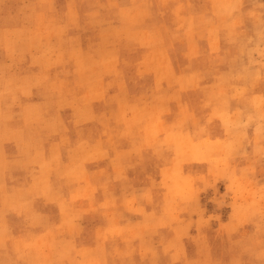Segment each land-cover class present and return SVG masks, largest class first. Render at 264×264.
<instances>
[{
	"label": "rangeland",
	"instance_id": "374dc122",
	"mask_svg": "<svg viewBox=\"0 0 264 264\" xmlns=\"http://www.w3.org/2000/svg\"><path fill=\"white\" fill-rule=\"evenodd\" d=\"M263 13L0 0V259L264 264Z\"/></svg>",
	"mask_w": 264,
	"mask_h": 264
},
{
	"label": "clouds",
	"instance_id": "9594fccd",
	"mask_svg": "<svg viewBox=\"0 0 264 264\" xmlns=\"http://www.w3.org/2000/svg\"><path fill=\"white\" fill-rule=\"evenodd\" d=\"M5 93L0 92V141L8 139L10 136H15L17 138L23 135L22 131H14L7 126L8 117L5 113V109L3 106V99ZM11 107V106H9ZM6 167V163L3 160L2 156H0V203H6L7 197L4 193V184H3V170ZM0 220H2V214H0ZM0 235H3V229L0 228ZM0 264H15L14 261H5L0 259ZM31 264V262H30Z\"/></svg>",
	"mask_w": 264,
	"mask_h": 264
},
{
	"label": "bare ground",
	"instance_id": "6f19581e",
	"mask_svg": "<svg viewBox=\"0 0 264 264\" xmlns=\"http://www.w3.org/2000/svg\"><path fill=\"white\" fill-rule=\"evenodd\" d=\"M99 8V7H98ZM264 14V13H263ZM36 16V15H35ZM207 17V16H206ZM233 19V18H232ZM216 21V20H215ZM31 22V21H30ZM41 22V21H40ZM204 22V21H203ZM231 22V21H230ZM231 24V23H230ZM97 44V43H96ZM95 45V44H94ZM195 45V44H194ZM251 48V47H250ZM235 51V50H234ZM241 51V50H240ZM150 56V55H149ZM103 59V58H102ZM251 61V60H250ZM141 62V61H140ZM170 62V60H169ZM217 62V61H216ZM254 64V63H253ZM109 69V68H108ZM146 72V71H145ZM4 77V76H3ZM257 78V77H256ZM225 89V88H224ZM92 93V92H91ZM37 106V105H36ZM133 106V105H132ZM135 112V111H134ZM81 114V113H80ZM36 130V129H35ZM98 139V138H97ZM26 140V139H25ZM16 145V144H15ZM83 151V150H82ZM110 152V151H109ZM98 153V152H97ZM181 155V154H180ZM94 156V155H93ZM118 164V163H117ZM106 170V169H105ZM97 175V174H96ZM69 178V177H68ZM40 185V184H39ZM41 187V186H40ZM100 190V189H99ZM91 195V194H90ZM40 211V210H39ZM67 225V224H66ZM72 229V228H71ZM53 235V234H52ZM34 237V236H33ZM53 237V236H52ZM17 247V246H16ZM89 248V247H88ZM103 248V247H102ZM79 249V248H78ZM86 250V249H85ZM100 250V249H99ZM98 250V251H99ZM103 251V250H102ZM79 252V251H78ZM103 257V256H102ZM73 260V259H72ZM69 261V260H68Z\"/></svg>",
	"mask_w": 264,
	"mask_h": 264
}]
</instances>
